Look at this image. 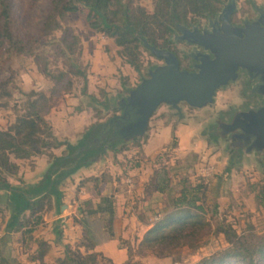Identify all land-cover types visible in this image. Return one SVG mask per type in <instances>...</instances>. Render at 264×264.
I'll return each mask as SVG.
<instances>
[{
    "label": "rangeland",
    "instance_id": "374dc122",
    "mask_svg": "<svg viewBox=\"0 0 264 264\" xmlns=\"http://www.w3.org/2000/svg\"><path fill=\"white\" fill-rule=\"evenodd\" d=\"M153 1L133 0L147 11L153 10ZM231 1L233 6L229 18L234 26L256 22L264 16V0ZM47 6L48 0H36L24 8L15 3L13 13L18 19L17 31L24 39L37 37ZM215 22L220 25L218 17L201 19L194 27L199 31H211L216 27ZM181 29L171 32L170 46L180 58V67L191 69L194 55L197 52L209 53V50L183 37ZM40 39L32 44V53L12 51L0 64V128L11 126L20 116L28 114V99L32 96L29 97L26 92L53 93L55 80L52 74L59 70H70L68 77L71 87L66 90L65 78L60 81L59 90L52 94L51 107L46 114L52 132L59 140L76 142L89 124L104 121L113 115L130 122L142 118V114L136 111L137 105L124 103L123 109L120 106L115 110L112 106L106 109L98 100L114 102L117 97L120 103V95H129L130 91L127 93L125 88L132 89L147 77L152 64H165L163 57L140 47L141 68L137 71L119 53V46L112 37L88 25L83 10L68 13L60 19L57 29ZM255 75H258L256 79ZM262 84L264 73L253 74L240 67L237 76L219 86L212 100L205 105L192 106L185 100L159 102L148 116L146 125L134 133L138 137L136 141H133V135L126 136L122 149H107L92 163L82 166L86 168L80 178L72 175L82 167L64 179L60 185L65 191L62 202L65 204L75 200L79 204L85 199L81 198L85 190L95 192V183L99 187L112 180L123 184L129 192L136 188L135 172L140 165L149 174L145 189L152 193L154 190L150 183L156 179L157 169L164 168L169 178L168 187L161 195L153 197L148 213H143L151 220H157L170 209L166 206L169 197L177 194L181 180L187 179L191 184L202 182L205 185L201 201L205 209L204 217L212 229L217 221L223 219L230 222L237 232L248 228L256 232L264 231V204L261 203L264 195V146L256 142L258 132L248 118L251 111L264 107ZM113 120L124 128L126 123L122 120L114 116ZM216 130L218 132L214 137ZM150 137L154 141L147 145ZM119 146L120 143L116 145L117 148ZM64 148L61 145L51 148V151L60 154ZM33 156L21 158V168L29 167L30 160H35L33 164L38 167L42 165L43 169L39 170L44 172L51 158L47 153ZM19 175L20 180L26 182L23 175ZM19 175L12 178V182H19ZM127 178L131 179L130 183ZM161 202L165 205L160 206ZM64 204L62 214L76 221L77 211L73 213L74 207ZM130 205L143 217L141 201L131 202ZM52 210L53 207L43 211L42 215L46 216L41 222H49ZM39 225L30 233L18 229L5 235L0 240V250L17 260L18 264H57L59 256L48 248L41 260L36 258L39 249L43 248L38 247L36 239L40 238L42 232L47 236L50 227L46 223L48 230L43 231L44 228L39 229ZM63 227L64 233L73 236L75 232L68 230V224L65 223ZM141 231V228H137L120 238V243L127 249L125 264H191L228 245L221 232L211 231L201 238L197 246H140L145 232L141 234ZM80 240L72 241L71 245H76ZM97 262L112 264L105 255H98Z\"/></svg>",
    "mask_w": 264,
    "mask_h": 264
},
{
    "label": "trees",
    "instance_id": "16d2710c",
    "mask_svg": "<svg viewBox=\"0 0 264 264\" xmlns=\"http://www.w3.org/2000/svg\"><path fill=\"white\" fill-rule=\"evenodd\" d=\"M36 0H0V64L12 51L32 53L33 43L40 37L52 33L60 25V19L70 12L85 11L88 25L97 32L112 37L119 46V53L125 61L140 71V47L152 52V47L167 49L180 58L170 46L171 32L181 27L193 28L201 19L217 17L228 0H154L152 11H147L133 0H48L46 13L42 19L36 38L24 39L17 31L18 19L14 15V6L18 2L23 6L33 4ZM26 4V5H25ZM22 8V11H23ZM43 42V41H42ZM152 69L155 64L150 66ZM185 69V68H181ZM195 68L187 69L194 70ZM79 72L78 70H75ZM70 70H59L52 74L55 82L51 94L31 90L28 114L20 116L15 124L0 128V219L4 222L5 233L23 229L32 232L42 220V213L53 207L60 210L63 190L60 188L65 178L71 176L80 167L87 166L96 160L107 149H122L124 138L128 134L115 119L126 123L128 119L113 115L104 121H95L88 125L76 142L59 140L46 119L50 98L59 90L60 81L65 78L70 89ZM3 81L2 83H4ZM62 84V82H61ZM4 89V87H2ZM131 87H126L128 93ZM2 91V89H1ZM93 97V96H92ZM114 102L98 100L104 108L123 109L126 95ZM113 101V100H112ZM217 130L215 134L217 135ZM120 143L117 148L116 145ZM64 145V151L55 154L51 148ZM47 153L49 163L42 177L35 182H12L11 178L19 175V164L16 159L28 158L34 154ZM90 179V178H88ZM94 179H96L94 177ZM169 178L164 168L157 169L156 179L150 184L153 190L162 192L168 187ZM95 198L89 197L77 204L76 221L82 225L81 240L72 246L62 243L60 220L52 222L54 241L63 244V254L57 257V264H97L99 251L93 250L96 239L103 234L113 236V219L116 200L112 194H103L95 183ZM205 185L202 182L191 184L187 179L181 180V186L174 196L169 197L167 210L163 216L153 221L145 230L140 246L174 248L187 244L197 246L201 238L210 233L221 232L228 245L209 255L202 256L191 264H264V231L256 232L248 228L237 232L230 222L223 219L216 222L214 228L205 219V209L201 201ZM201 194V195H200ZM262 195V194H261ZM264 204V195L261 197ZM28 212V214H26ZM40 252L39 260L45 254L48 242L37 238ZM82 247V249H81ZM110 260V258H109ZM111 261V260H110ZM0 264H18V261L5 255L0 250Z\"/></svg>",
    "mask_w": 264,
    "mask_h": 264
},
{
    "label": "water",
    "instance_id": "95a60500",
    "mask_svg": "<svg viewBox=\"0 0 264 264\" xmlns=\"http://www.w3.org/2000/svg\"><path fill=\"white\" fill-rule=\"evenodd\" d=\"M232 6L231 0L224 5L218 15L221 23L211 31L182 27L183 37L209 50L194 55L197 60L194 70L179 68V61L171 51L151 48L164 58L165 64L151 69L130 90L124 103L137 105L136 111L142 118L126 122L123 129L128 134L143 128L148 116L163 100L172 103L185 100L192 106H202L212 100L219 86L237 76L238 68L244 67L253 74L264 73V16L259 21L234 26L229 18ZM248 118L258 132L256 142L264 146V107L251 111Z\"/></svg>",
    "mask_w": 264,
    "mask_h": 264
},
{
    "label": "crops",
    "instance_id": "0c3cea01",
    "mask_svg": "<svg viewBox=\"0 0 264 264\" xmlns=\"http://www.w3.org/2000/svg\"><path fill=\"white\" fill-rule=\"evenodd\" d=\"M151 141H154V138L153 139H151V137L148 138L147 145H149ZM150 150H152V148ZM32 157H35V156L32 155L31 158ZM20 160L21 159H16L17 163L19 164V174L23 175V178L26 180L27 183L35 182L42 177L43 171L39 170L42 167V165L41 166L39 165L38 167L37 165L33 164L35 160H30L29 167L21 168V163L19 162ZM85 168L86 167L80 168V170L77 171L75 174H73L72 177L80 178V175L84 173L82 171H84ZM39 171L40 172L42 171L41 174H39ZM135 173L138 177V178L136 177L135 179L136 183L134 186L136 188H134L131 191L129 190V192L127 191L126 188L122 186L123 184H120V182L118 183L115 180L110 181V183H105L103 184V186H99L101 193L112 194L113 198H115L116 200L115 217L113 219L114 235L111 237L105 234H103L101 237L99 236V239H96L93 250L99 251L106 257L110 258L112 264H125V261L127 259V249L124 245L120 243V238L123 237L125 233L134 232V230L137 228H141L142 230L141 234H142L152 224L153 220H151V218H149L145 214L148 213L149 211L148 208L151 207V202L154 201L153 197H156L157 195L162 194L161 192L156 191V190H154L152 193L150 192L151 194L146 191L145 185L147 184L149 174L144 171L141 165L137 167ZM61 189H62V186H61ZM85 191L86 192H84L81 198H89V197L95 198L96 194L94 190L89 189V191L88 190H85ZM64 192L65 191H63V193ZM137 201L142 202L141 214L145 213L143 214V217H141L139 213L135 212V209H133L131 205L129 206V203L131 202L136 203ZM63 204L61 205L60 210L58 211H56L55 209L52 210V212L50 213L49 222H41L42 221L41 220L40 225H39V229L44 228L43 231L48 230L46 228L47 226H50L49 231H47L49 232V234L47 236H44L43 234L45 232L44 233L42 232L40 233L39 237L47 240L48 243H51V244H48L47 248L49 251H52L55 256H61L63 254V244L62 243L68 242L71 244L73 243L72 241H77L78 238H80L82 234V225L79 224L77 221L72 220L70 216H66V214H62ZM64 205L74 207L75 211L73 213H76L77 203L75 200H72V202L65 203ZM159 205L160 206L165 205V203L161 202V204ZM44 216L46 215L45 214L42 215V218H44ZM58 218L60 220V226L62 228V243H57L54 241V233L52 231V222L53 220L58 219ZM46 223H47V226H45ZM65 223L68 224L70 227V229L68 230H71V232H75L74 233L75 238H74V234L72 236V234H67V232L64 233L65 228L63 226ZM4 225L5 223L1 222V219H0V237L5 233ZM134 225L135 227H133ZM131 227H133V229H131ZM12 232L8 234H11ZM135 232H137V230Z\"/></svg>",
    "mask_w": 264,
    "mask_h": 264
},
{
    "label": "flooded vegetation",
    "instance_id": "af4514ba",
    "mask_svg": "<svg viewBox=\"0 0 264 264\" xmlns=\"http://www.w3.org/2000/svg\"><path fill=\"white\" fill-rule=\"evenodd\" d=\"M218 17V21H219V23H221V19H220V17L219 16H217ZM214 19V18H213ZM215 25H216V27H218V23L217 22H215ZM201 30H203V29H201ZM211 30V29H210ZM193 59H194V62L193 63H196L197 62V60L193 57ZM194 67V66H193ZM256 77H258V75H255V79H256ZM260 83V82H259ZM258 83V84H259Z\"/></svg>",
    "mask_w": 264,
    "mask_h": 264
},
{
    "label": "built area",
    "instance_id": "2783aa9c",
    "mask_svg": "<svg viewBox=\"0 0 264 264\" xmlns=\"http://www.w3.org/2000/svg\"><path fill=\"white\" fill-rule=\"evenodd\" d=\"M128 179V182L130 183L131 182V179L130 178H127Z\"/></svg>",
    "mask_w": 264,
    "mask_h": 264
}]
</instances>
